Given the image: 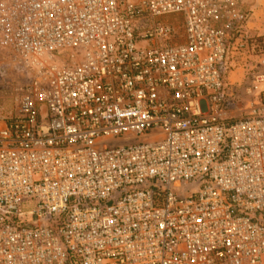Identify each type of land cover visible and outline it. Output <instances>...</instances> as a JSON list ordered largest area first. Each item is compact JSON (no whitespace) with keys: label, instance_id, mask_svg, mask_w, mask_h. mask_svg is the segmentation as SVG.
Wrapping results in <instances>:
<instances>
[{"label":"built area","instance_id":"obj_1","mask_svg":"<svg viewBox=\"0 0 264 264\" xmlns=\"http://www.w3.org/2000/svg\"><path fill=\"white\" fill-rule=\"evenodd\" d=\"M252 16L247 0H0V44L29 75L0 113V264H264Z\"/></svg>","mask_w":264,"mask_h":264},{"label":"rangeland","instance_id":"obj_2","mask_svg":"<svg viewBox=\"0 0 264 264\" xmlns=\"http://www.w3.org/2000/svg\"><path fill=\"white\" fill-rule=\"evenodd\" d=\"M252 9L251 27L256 35L262 34L259 40H264V0H247ZM181 15H166L158 17L157 21L174 25L181 21ZM258 52V48H256ZM14 54L6 50L0 44V113H11L17 106L19 89L27 84L29 75L22 70L14 58ZM248 75L244 68L235 70L231 74V80L238 82L247 81Z\"/></svg>","mask_w":264,"mask_h":264}]
</instances>
